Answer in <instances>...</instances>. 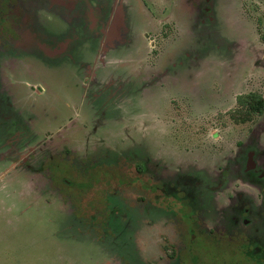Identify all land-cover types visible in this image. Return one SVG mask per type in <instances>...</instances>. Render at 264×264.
Masks as SVG:
<instances>
[{
    "label": "rangeland",
    "instance_id": "rangeland-1",
    "mask_svg": "<svg viewBox=\"0 0 264 264\" xmlns=\"http://www.w3.org/2000/svg\"><path fill=\"white\" fill-rule=\"evenodd\" d=\"M75 1L83 46L57 62L25 54L9 68L24 82L2 94L55 165L36 179L0 163V264H177L165 250L181 248L182 229L166 217L155 229L145 185L165 177L167 162L224 165L242 137L263 130L264 115L241 124L230 112L239 93L264 95V0H219L216 25L200 29L186 0ZM119 8L124 27L108 42ZM25 82L47 93L33 97ZM205 199L219 211L221 200Z\"/></svg>",
    "mask_w": 264,
    "mask_h": 264
},
{
    "label": "flooded vegetation",
    "instance_id": "flooded-vegetation-1",
    "mask_svg": "<svg viewBox=\"0 0 264 264\" xmlns=\"http://www.w3.org/2000/svg\"><path fill=\"white\" fill-rule=\"evenodd\" d=\"M186 1L187 17L194 18L193 24L198 29L206 24L216 25L219 14H223L219 11V0ZM75 2L0 0V118L3 119L0 122V150L5 152L0 163L13 164V168L23 167V171L32 172V175L36 173V179L39 174L43 175L41 171L46 164L50 165L49 170L55 165V159L51 154L48 160L46 151L45 156L40 157L44 154V143L32 144L29 141L32 135L31 127L20 115L22 111L15 109V100L10 101L2 93L16 89L24 82V79L9 75V68L13 67L11 65L17 62V58L33 54L57 62L66 49L76 45L83 46L78 45L75 40L83 39L85 42L87 34L86 30L81 29L79 35L76 33L79 14L73 13ZM188 6H191L190 10ZM85 7H88V1L85 2ZM86 9L84 15H92V12ZM122 15L123 9L119 8L110 33L105 35L103 31L105 36L102 38L105 37L108 42L117 38V33L124 27L123 21L118 20ZM61 28L67 34H62L59 31ZM197 52L201 53V50L198 49ZM25 85L33 91L30 94L33 97L37 96L35 93H47L46 88L39 84ZM246 93L235 96L237 106L238 97ZM234 112L235 109L230 112L233 122ZM261 115H264V112L258 116ZM262 129L255 137H242L238 147L227 154L224 165L218 164L213 169L214 165L212 168L207 167L202 160L198 165L190 164L193 167L189 168L188 162L173 161L174 165L171 166L169 162L165 163L168 171L163 179L158 178L156 170V173L149 176L145 186L150 195L149 201L154 202V207L150 208L148 216L154 219L155 229H159L161 219L166 217L171 219L165 221L170 229L181 228L184 234L180 240V249L174 246L166 248L168 258L176 260L177 264H264V128ZM14 148L18 157L15 161L10 158ZM40 148L42 150L38 152ZM36 151L38 154L32 156ZM56 166L55 172L58 169ZM137 170L140 174L146 173V167L143 172L138 166ZM52 171L54 172L53 168ZM236 183L239 184L238 187L234 185ZM206 196L208 201H222L219 211L215 213L212 210L206 202ZM161 207L165 212H160L158 208ZM221 229L224 232H221ZM231 252L236 254L237 261L230 260Z\"/></svg>",
    "mask_w": 264,
    "mask_h": 264
},
{
    "label": "trees",
    "instance_id": "trees-1",
    "mask_svg": "<svg viewBox=\"0 0 264 264\" xmlns=\"http://www.w3.org/2000/svg\"><path fill=\"white\" fill-rule=\"evenodd\" d=\"M264 112V97L258 92L242 94L238 97V106L233 115L235 122L245 123L253 121L254 118ZM138 169L144 171V165L140 163Z\"/></svg>",
    "mask_w": 264,
    "mask_h": 264
}]
</instances>
